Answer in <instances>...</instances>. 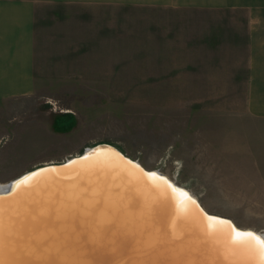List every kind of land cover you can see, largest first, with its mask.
Masks as SVG:
<instances>
[{
	"label": "rangeland",
	"instance_id": "374dc122",
	"mask_svg": "<svg viewBox=\"0 0 264 264\" xmlns=\"http://www.w3.org/2000/svg\"><path fill=\"white\" fill-rule=\"evenodd\" d=\"M205 1L121 5L117 26L98 5L61 13L56 30L73 32L62 72L40 64L31 94L0 100V186L110 144L264 236V120L244 113L245 12Z\"/></svg>",
	"mask_w": 264,
	"mask_h": 264
},
{
	"label": "water",
	"instance_id": "95a60500",
	"mask_svg": "<svg viewBox=\"0 0 264 264\" xmlns=\"http://www.w3.org/2000/svg\"><path fill=\"white\" fill-rule=\"evenodd\" d=\"M148 172L192 197L186 215L175 193ZM33 173L28 185L16 186ZM208 216L231 221L115 146L97 144L0 189V264H256L230 255V229L213 238Z\"/></svg>",
	"mask_w": 264,
	"mask_h": 264
},
{
	"label": "crops",
	"instance_id": "0c3cea01",
	"mask_svg": "<svg viewBox=\"0 0 264 264\" xmlns=\"http://www.w3.org/2000/svg\"><path fill=\"white\" fill-rule=\"evenodd\" d=\"M194 1L200 3L204 0ZM182 2L183 0H0V100L31 94L40 64L48 68V74L52 69L62 72L57 69L64 66L58 63L64 62L65 54L71 53L73 32L72 25L68 23V27L65 24L63 26L65 32L56 30L55 21L61 13L64 20L74 13H83L86 17L88 12L98 8H88V5H98L102 12L111 14L113 20L117 19L114 22L117 26L121 5L183 8L185 2ZM187 3L192 4L190 1ZM206 3L245 12L244 16L241 14L245 23L247 56L244 113L264 120V0H206ZM44 23L49 25L45 27ZM59 32L68 36L64 39L65 42L59 37ZM106 47L110 46H103L108 50ZM256 179L259 183L264 182V153L256 158ZM262 186L264 188V183Z\"/></svg>",
	"mask_w": 264,
	"mask_h": 264
},
{
	"label": "snow or ice",
	"instance_id": "6c2138e0",
	"mask_svg": "<svg viewBox=\"0 0 264 264\" xmlns=\"http://www.w3.org/2000/svg\"><path fill=\"white\" fill-rule=\"evenodd\" d=\"M136 167L139 168V165H136ZM37 174L38 173H33L31 176L24 177L22 180L17 181L16 186L28 185L31 179ZM146 175L153 181L162 182L163 185H166L167 188H170L172 192L175 193L181 216L188 213V206L190 204H195V201L192 200V197L186 191L172 185L167 178L158 176L155 172H148ZM207 219L209 221V228L211 229L210 235L213 238L219 239L220 236L223 235L225 228L230 229L224 237L226 240L227 252L230 255L254 261L256 264H264V236L258 235L250 230H240L232 225L231 221L224 220L220 217L208 216Z\"/></svg>",
	"mask_w": 264,
	"mask_h": 264
},
{
	"label": "bare ground",
	"instance_id": "6f19581e",
	"mask_svg": "<svg viewBox=\"0 0 264 264\" xmlns=\"http://www.w3.org/2000/svg\"><path fill=\"white\" fill-rule=\"evenodd\" d=\"M4 186V185H3ZM2 188V186L0 187V189ZM196 198V197H195ZM197 199V198H196ZM260 235V234H259ZM262 236V235H261Z\"/></svg>",
	"mask_w": 264,
	"mask_h": 264
}]
</instances>
